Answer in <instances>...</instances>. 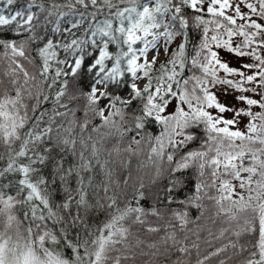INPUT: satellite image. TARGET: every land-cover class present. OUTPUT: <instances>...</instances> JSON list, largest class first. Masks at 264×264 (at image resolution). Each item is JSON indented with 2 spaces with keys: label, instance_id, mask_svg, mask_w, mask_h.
<instances>
[{
  "label": "snow or ice",
  "instance_id": "6c2138e0",
  "mask_svg": "<svg viewBox=\"0 0 264 264\" xmlns=\"http://www.w3.org/2000/svg\"><path fill=\"white\" fill-rule=\"evenodd\" d=\"M5 61L0 264H264V0H27Z\"/></svg>",
  "mask_w": 264,
  "mask_h": 264
},
{
  "label": "trees",
  "instance_id": "16d2710c",
  "mask_svg": "<svg viewBox=\"0 0 264 264\" xmlns=\"http://www.w3.org/2000/svg\"><path fill=\"white\" fill-rule=\"evenodd\" d=\"M57 2L63 3L64 0H57ZM26 3H27V0H16L15 4L6 5V0H0V14L11 15L15 11L23 9L26 6ZM45 4L47 6V0H45ZM64 10L67 11V9H64ZM6 67H7L6 61L0 63V72L5 71ZM84 83L85 84L87 83V78H85ZM72 87L73 85L70 82V85H69L70 90ZM46 106L50 107L51 105H46ZM138 163L139 161L133 158L129 167L127 169L122 170L120 177H119L121 180H123L124 178H129V172L131 173V177L129 178V188H128L129 193L132 191L131 185H133L139 177L143 176L145 183H148V180H149L148 176L144 175L145 170L138 171ZM188 176H189V182H188L187 188L185 189L184 193L180 194V198H183L185 194L190 193V191L193 189L194 182L191 180V173H189ZM144 203H145V207H148L151 204V201L144 202ZM202 203L204 205L203 209H198L196 207H189L187 211L189 213V219L190 221H192L189 223L188 228L196 229L197 225H199L201 228L200 235L203 240L204 238L208 237V230H211L214 233L217 232L219 224L218 223L213 224L212 222L213 219H215V216H214L215 209L213 207L212 202L208 200H204ZM160 207H163V206L161 205ZM172 207H176V205H172ZM201 211H203L204 213L202 216H201ZM197 217H199V219H197ZM152 238H156V237L153 236ZM194 238L195 237H193V239ZM214 246H218V243L214 242ZM212 250H213L212 248H209L207 245L201 243V252L203 254H206L207 252L212 251ZM227 255H231V250H229V253ZM220 258H223V254L221 257H218V258L214 257L212 261L210 262V264H218V260ZM173 259H175V257H173ZM193 264H194V258H193Z\"/></svg>",
  "mask_w": 264,
  "mask_h": 264
},
{
  "label": "rangeland",
  "instance_id": "374dc122",
  "mask_svg": "<svg viewBox=\"0 0 264 264\" xmlns=\"http://www.w3.org/2000/svg\"><path fill=\"white\" fill-rule=\"evenodd\" d=\"M225 58L229 59L231 66L239 67V63L235 58H231V57H227V56Z\"/></svg>",
  "mask_w": 264,
  "mask_h": 264
}]
</instances>
